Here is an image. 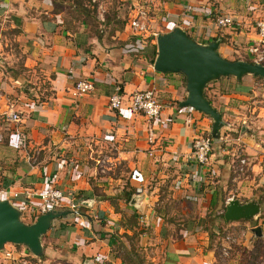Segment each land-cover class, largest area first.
<instances>
[{
  "label": "crops",
  "instance_id": "1",
  "mask_svg": "<svg viewBox=\"0 0 264 264\" xmlns=\"http://www.w3.org/2000/svg\"><path fill=\"white\" fill-rule=\"evenodd\" d=\"M150 1L145 6L151 32L178 26L200 44L218 40L217 50L228 60L243 53L254 37L253 21L260 17L261 7L258 0ZM133 3L0 0V188L38 191L50 183L72 193L76 201L90 203L81 208V215L51 220L40 236L43 264H121L112 243L121 231L128 232L119 226L122 208H116L110 182L91 176L95 167L87 160L99 162L94 154L106 149L124 161L130 188H142L126 203L142 225L139 244L150 243L146 226L154 233L149 259L153 264H217L207 236L214 227L206 217L219 215L227 198L245 202L263 195L264 80L247 74L205 85L204 96L221 113L223 125L217 138L210 136L209 163L198 166L189 142L194 136L210 135L211 118L179 106L186 95L181 73L153 70L155 35L133 36L126 25L128 5ZM218 14L230 15L234 25L215 27ZM6 29L8 38L2 36ZM80 79L90 80L92 89L74 97L72 89ZM114 87L124 98L134 90L154 89L161 112L151 143L145 118L130 112L127 102L118 110L108 108ZM8 103L21 112L15 125L2 114ZM14 128L23 132V148L15 144ZM114 156H105V161ZM239 157L247 164L243 173L236 170ZM133 169L142 175V183L130 180ZM165 184L176 216L188 218L176 224L174 235L166 233L170 224L158 208ZM126 195L119 194L118 202H125ZM21 220L32 222L25 215ZM7 244L11 243L0 251V264H12L18 254L31 257L24 246L12 244L8 249ZM4 250L16 253L7 259ZM157 252L162 253L160 260Z\"/></svg>",
  "mask_w": 264,
  "mask_h": 264
},
{
  "label": "water",
  "instance_id": "2",
  "mask_svg": "<svg viewBox=\"0 0 264 264\" xmlns=\"http://www.w3.org/2000/svg\"><path fill=\"white\" fill-rule=\"evenodd\" d=\"M218 40L200 44L192 40L178 26L167 32L155 35V56L153 70L165 73H181L184 77L185 98L179 106H189L195 111L204 113L211 118L210 136L218 137L223 125L221 113L211 106L204 96L205 85L220 77L232 76L236 80L244 75L260 77L264 80V64L236 59L228 60L217 52ZM90 206V203H87ZM260 205L255 199L240 202L235 198L226 201L223 219L226 222L250 220L258 214ZM74 214L67 210H49L36 217L31 223L21 220L20 210L8 200H0V250L5 243L23 245L33 255L42 253L40 236L49 227L51 220ZM82 213L79 212L78 215ZM255 235L260 228L254 227Z\"/></svg>",
  "mask_w": 264,
  "mask_h": 264
},
{
  "label": "built area",
  "instance_id": "3",
  "mask_svg": "<svg viewBox=\"0 0 264 264\" xmlns=\"http://www.w3.org/2000/svg\"><path fill=\"white\" fill-rule=\"evenodd\" d=\"M131 1L134 3L132 7L129 8V14L126 20L129 34L139 38H143V36H148L150 34L156 35L154 32H151L152 27L149 25L147 6L141 5V3H139L140 0ZM146 1L147 0H143V2ZM213 23L217 28H229L234 25V20L230 15L218 14L214 17ZM253 31L254 37L245 47L243 54L249 62L264 64V18L257 17L253 21ZM91 89L92 83L90 80L80 79L74 83L72 96L80 97ZM1 97L2 95L0 94V98ZM124 102H127L126 108L130 112L139 113L145 118L147 143H151L155 129L154 126L158 123L161 112V106L156 99L154 89L149 87L141 90H134L128 94L127 98H124L119 88L114 87L112 94L107 98L106 103L108 108L118 110L123 106ZM2 114H4L8 122L14 125L21 120V112L14 108L13 103H8ZM185 121L187 122L188 120L186 119ZM14 132L17 134L15 141L17 148H23L25 145L23 132H19L16 129ZM189 148L191 158L198 166H205L209 163L211 152V137L209 134L194 136L189 142ZM31 160H35V157L31 156ZM246 165L245 158L239 157L236 170L239 173H243L246 169ZM129 178L136 183H142L143 181L142 175L136 169L131 170ZM133 190L134 193H140L142 188L136 187ZM3 199L9 202L11 200L17 201L15 207L20 208L21 217L24 215L29 216L32 221L46 211L57 210L63 207L73 211L75 215H78V213L81 212V208L87 205V203L76 201L72 193L63 191L50 183L44 185L38 191H11L8 188H0V200ZM228 199L229 198H227V200ZM224 239L232 241L228 233L224 236ZM221 252L225 254L226 249L222 248ZM14 253H16V251L4 250L3 256L7 259H11ZM26 257L27 255L18 254L16 257L17 264H27L28 261Z\"/></svg>",
  "mask_w": 264,
  "mask_h": 264
},
{
  "label": "rangeland",
  "instance_id": "4",
  "mask_svg": "<svg viewBox=\"0 0 264 264\" xmlns=\"http://www.w3.org/2000/svg\"><path fill=\"white\" fill-rule=\"evenodd\" d=\"M65 3H70L71 0H63ZM86 0H83L85 2ZM131 3V0H129ZM261 4L260 7V18H264V0H258ZM141 5H148L151 3V1L147 0L146 2H143V0H140ZM128 7H132V5H128ZM126 7L124 12L126 11ZM128 11V9H127ZM122 12V14L124 13ZM149 13V12H148ZM2 36L4 37H10V32L6 29V31H3ZM218 52V50H217ZM219 53V52H218ZM221 56V54L219 53ZM225 58V57H224ZM227 59V58H225ZM246 60V56L242 52L234 53L232 56V59L230 60ZM261 80V79H256ZM46 82V81H45ZM260 82V81H259ZM116 153V152H115ZM115 153L109 149V150H103L98 154H94V156H99L98 159L101 158L99 162L96 161L97 158H88V164L91 165L94 168V173H92L91 176H97L100 175L104 178L105 182H110L107 186L110 187V190L115 194L114 196V203L116 205V208H122L120 209V221L119 226L124 227V230L121 231L118 236V241L123 242L127 248L131 247L133 248V252H135L141 259L142 264H153L149 261L151 255L153 254L152 251V242L154 241V233L152 232V229L147 228L145 230L146 235L148 236V239H150V243L147 245H140L139 244V234L142 233V225L139 224L138 220L135 221L131 218V210L129 208V205H127L125 200L127 197L124 198L125 202H118L119 194H127L131 195L132 189L126 182V174H127V168L125 167L124 161L117 159L118 154L115 155ZM107 155H115V159L111 161H105V156ZM109 177L110 180L106 178ZM166 187H163V195L162 197V204L158 207L159 210H161L165 215H163V219L170 224L169 228L167 230L168 235H174V231L176 230V224L177 223H185V221L188 219L186 217L184 218H178L175 214L177 209L175 208L172 201H170L169 197L165 195V192L167 190V184L163 185ZM261 193H263L262 196H260V210L256 216H254L250 220H239L234 222H226L223 221L219 215L217 214H210L209 217H206L207 220H211L209 222L210 226L214 227L213 231H210V240H211V248L215 251L217 264H264V189L260 188L259 190ZM131 197V196H130ZM117 198V199H116ZM128 203H131L129 200ZM126 203V205H125ZM26 221H28V218H25ZM133 222L136 223L134 226ZM125 225V226H124ZM141 226V227H140ZM258 227L260 228V234L255 235L253 228ZM209 229V228H208ZM263 230V231H262ZM229 234L232 238V241H227L224 239V236L226 234ZM153 237V238H152ZM148 239L146 242H148ZM121 240V241H120ZM6 244V243H5ZM114 251L117 252L118 255L123 256L124 251L122 248L118 247V243L114 241L113 243ZM8 249H11L13 247L12 244L6 245ZM22 247L23 245L16 246L18 248ZM225 248L226 253L223 254L221 252V249ZM1 251V250H0ZM28 254H31V257H26L27 264H43L42 259L44 257L43 253L39 256L33 255L28 249H26ZM30 256V255H29ZM156 256L160 260L162 257V253L157 252ZM35 258L40 259L37 261ZM12 264H17L16 260H12ZM161 264V261H159ZM48 264H56L55 262H49Z\"/></svg>",
  "mask_w": 264,
  "mask_h": 264
},
{
  "label": "trees",
  "instance_id": "5",
  "mask_svg": "<svg viewBox=\"0 0 264 264\" xmlns=\"http://www.w3.org/2000/svg\"><path fill=\"white\" fill-rule=\"evenodd\" d=\"M75 1H78V0H75ZM74 2V1H73ZM154 56H155V50H154V47H153V52H152V54H151V57H150V63H152L153 62V58H154ZM254 78H256V79H261L260 77H254ZM132 193H134V190H132ZM132 193H130V194H132ZM130 195L126 198V200L128 201L130 198ZM257 202L259 203V204H261V201H260V199H257ZM224 206L225 205H223V207H222V212L219 214V217L224 221V219H223V211H224ZM131 218L135 221L136 219L138 220V217H137V215L135 214V213H132L131 214ZM133 224H134V226L136 225V223L135 222H133ZM210 231L209 232H207V236H208V238L210 239L211 237H210ZM120 238V237H119ZM118 236L117 237H115L114 238V241H116L117 243H118V247L119 248H122L123 249V251H124V255L123 256H121V255H118V257H119V259H120V261H121V264H142V262H141V259H140V257L135 253V252H133V248H131V247H129V248H127L126 246H125V244H123V242H119L118 241ZM113 241V242H114ZM121 241V240H120Z\"/></svg>",
  "mask_w": 264,
  "mask_h": 264
}]
</instances>
